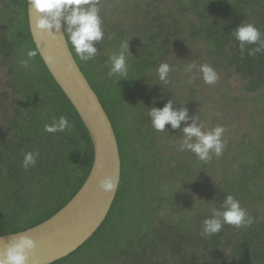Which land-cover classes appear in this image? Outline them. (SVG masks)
<instances>
[{
	"label": "trees",
	"instance_id": "1",
	"mask_svg": "<svg viewBox=\"0 0 264 264\" xmlns=\"http://www.w3.org/2000/svg\"><path fill=\"white\" fill-rule=\"evenodd\" d=\"M161 1H153V11H161ZM175 1L184 18L178 25L174 12L176 19L170 23L171 31L180 28L178 47L189 51L201 42L205 47L201 52L203 64L231 70L240 78L243 93L230 101L244 112V125L239 124L240 117L233 129L227 128L221 115L230 112V102L227 105L224 97L221 111L215 114L214 106L208 107L209 95L195 100L197 84H187L190 89L180 97L169 92L171 86H178L182 64L177 62L174 67L169 63L162 42L164 33L149 20L151 29L142 52L129 44L126 79L109 77L106 65L108 55L118 52L126 41L125 33L108 32L95 45L96 57L88 62L80 61L68 42L112 125L120 156V180L100 227L77 250L51 264H71L79 256L92 255L93 264H120L124 254L133 258L132 263L167 264L159 261L161 255L169 262L173 257V251L166 249L165 230L176 229L171 225L176 218L190 221L192 218L185 214L189 206L202 207L211 200V193L217 192L216 188L210 191L213 186L208 184L213 177L222 180L228 187L227 195L242 201L241 206L262 192L258 187L264 185V51L248 55V49L255 47L248 45L242 54L233 30L242 23H253L264 33V0ZM0 2V60L8 75L7 89L0 95V235H4L40 224L66 205L89 174L93 147L78 113L36 49L29 30L27 0ZM30 50L37 56L24 66L21 61L27 59ZM161 63L173 67L168 83L158 79ZM225 90L219 92L223 95ZM169 99L177 109L186 107L190 117L199 116L206 129L212 127L200 112L212 108L215 121L225 128L226 147L220 159L202 162L193 153L180 151V129L166 125L167 131L157 132L152 128L150 108H162ZM60 116L67 117L73 127L65 132L45 131V126ZM145 126L151 127L149 133ZM29 151L39 152V156L36 165L25 170L22 160ZM212 205L220 207L216 201ZM252 218L251 226L230 240L226 257L213 254L215 264H264V220H255L256 214ZM178 232L174 234L180 236ZM149 233L154 236L147 241ZM223 235L221 230L209 237L212 250L218 248ZM178 261L185 264L184 258ZM178 261L172 260L173 264Z\"/></svg>",
	"mask_w": 264,
	"mask_h": 264
},
{
	"label": "clouds",
	"instance_id": "2",
	"mask_svg": "<svg viewBox=\"0 0 264 264\" xmlns=\"http://www.w3.org/2000/svg\"><path fill=\"white\" fill-rule=\"evenodd\" d=\"M29 4L37 14L35 27L37 34L41 32L48 36H54L63 29L62 35L66 33V39L80 61L88 62L93 60L97 53V43L104 39L103 21L100 15L102 0H29ZM234 39L239 44L243 54L248 45H255L248 49V55L264 51V33L253 23H242L233 30ZM129 51L128 41H125L118 52L108 55L106 65L109 77L117 76L126 79L128 75L127 54ZM27 59L21 64L27 66L29 61L37 56V52L30 50L26 54ZM43 60L51 62L50 56H44ZM66 70H70V67ZM173 67L168 63H161L158 66L157 74L159 81L169 82V75ZM184 71L201 73L205 84L214 85L219 79L214 68L209 64H188ZM188 83L192 80L189 78ZM148 117L152 128L157 132H164L166 125L172 129H180V151L193 153L198 160L208 162L213 156L223 155L226 142L223 139L225 128L217 125L214 128L206 129L196 114L188 115L186 107L179 109L174 107V102L169 99L162 108L151 107ZM191 120V123H187ZM182 122L184 126L182 127ZM67 117L60 116L51 125L45 126L49 133L65 132L72 128ZM39 152L29 151L23 156L22 167L28 170L36 165ZM97 169L100 168L96 164ZM98 187L103 192H112L118 187V180L115 177H105L98 181ZM254 222L247 210L231 194L225 195L221 207L213 208L211 216L203 221L202 235L212 236L221 232L225 225L236 228L248 227ZM34 240L26 235H18L0 245V264H36ZM31 258V260H30Z\"/></svg>",
	"mask_w": 264,
	"mask_h": 264
},
{
	"label": "rangeland",
	"instance_id": "3",
	"mask_svg": "<svg viewBox=\"0 0 264 264\" xmlns=\"http://www.w3.org/2000/svg\"><path fill=\"white\" fill-rule=\"evenodd\" d=\"M153 1L154 0H102L100 15L103 17L102 21L106 22L102 24L105 34L104 36H106L108 32H112L114 34L123 32L125 33V40L128 41V44H130L134 49L139 50L141 53L143 45L147 43V35L151 29L149 28L151 27V24L148 22L149 20L153 26L157 27L158 30L163 31L164 33L162 42L167 50L166 59H168L169 63L174 67L177 65V62L182 64L179 72L177 73L178 86H171L169 92H174V96L180 97L184 92L190 89L188 88L187 84H189L188 80L191 78L192 84H197L195 87V94L197 95L195 100L199 99L203 95H209L207 98V100H210L208 107L214 106L213 108L216 110L214 113L217 114L219 113L218 111H221L220 103L223 102V98L225 97L227 100V105L230 102L231 106L230 112L228 114L224 113L221 115L223 121L227 122V128L230 127L233 129L234 126L238 124L235 123V121L240 117L241 122L239 124L244 125L246 118L244 112L235 105L234 101H230L231 98L243 93L242 81L240 78L238 76L236 77L231 70L214 68L219 79L214 85H208L204 83L201 73L197 71L186 73L184 68L188 64L193 62L198 65L203 64V56L201 55V52L205 48L204 44L200 42L198 43V47L196 49L189 51L179 48L178 35L180 28H177L176 31H171L170 26L171 21L176 19V15L177 24H183L184 18L179 14V6L177 1L162 0L160 12H155L152 10L153 7L156 6L155 2ZM1 6L2 5L0 2V10ZM174 12L176 13L175 16H173ZM144 19H146V21ZM108 23L111 24L110 27ZM7 79L8 75L6 66L1 64L0 60V95L7 89ZM223 89L226 90L222 95L219 91ZM1 102L2 97L0 96V116L2 115ZM9 102L10 101L7 100V103ZM200 113L204 115V118H206V121L212 128L219 125L218 122L215 121L212 108L209 110L207 107L202 108ZM144 128L149 133L151 127L145 126ZM220 157L213 156L212 158L218 160ZM259 182L260 181H255L254 183ZM208 184L213 186L210 191H212L213 188L217 189V192L211 193V200H208L202 207L191 208V206H189L188 209L185 208V214L192 219H189L190 221H184L181 218H176V220L171 222V225L176 226V229L174 230L167 228L164 232L166 249L169 252L173 251V257L171 258L172 260L175 258L178 261V259L184 258L185 264H192V261L193 264H215L213 262V254L220 255V258L226 257L230 252V240L241 232L246 231V227L236 228L225 225L222 229L225 235L219 238L220 244L218 248L216 250H212L213 248L209 246L210 236L202 235L203 221L211 216V210L214 208L212 202H218V205L221 207L222 201L225 195H227L228 187L223 184L220 178L217 177H213L210 181H208ZM258 188H260L258 190H261L262 192L259 194H253L249 199V203H243L244 206H242L247 210L251 217L252 215L256 214L255 220L257 221L264 220V185ZM253 189H255V187H253ZM188 199L191 200L194 199V197H188ZM239 202L242 203V201ZM183 206L185 205L183 204L181 208H183ZM181 213L183 212H179V214ZM138 221L142 220L138 219ZM176 230L179 231L178 235L180 234V236H176L174 234V231L176 232ZM153 234L154 233H149V236H147L146 240L148 241V238L154 236ZM197 235L199 236L198 238ZM156 237H158V234H155V238ZM159 244L161 246L164 245L161 241ZM262 245L263 243L261 246ZM175 249H180V251L175 253ZM139 255L141 257V253H139ZM124 257V262H121L120 264H138L140 262L137 261L132 263L133 258L128 257V254H124ZM92 259L93 255L87 258L79 256L74 259L71 264H93ZM172 260L169 262L166 260L164 255H161L159 258V261H166L167 264H173ZM176 264L181 263L178 261Z\"/></svg>",
	"mask_w": 264,
	"mask_h": 264
},
{
	"label": "water",
	"instance_id": "4",
	"mask_svg": "<svg viewBox=\"0 0 264 264\" xmlns=\"http://www.w3.org/2000/svg\"><path fill=\"white\" fill-rule=\"evenodd\" d=\"M27 16L32 40L43 63L78 113L93 147V163L89 174L66 205L40 224L0 235V245L18 235L32 238L36 244V264H51L77 250L105 220L118 187L106 193L98 187V181L115 177L119 185L120 156L109 118L76 62L65 34L62 35L63 29L54 36L43 32L37 34V14L29 0ZM44 56H50L51 62H45ZM69 67L70 70H66ZM96 164L100 165L99 169Z\"/></svg>",
	"mask_w": 264,
	"mask_h": 264
}]
</instances>
